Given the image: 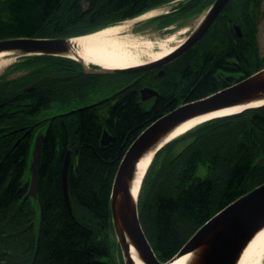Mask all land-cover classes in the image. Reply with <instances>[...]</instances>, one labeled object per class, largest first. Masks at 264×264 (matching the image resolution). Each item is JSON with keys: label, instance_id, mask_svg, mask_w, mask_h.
<instances>
[{"label": "trees", "instance_id": "16d2710c", "mask_svg": "<svg viewBox=\"0 0 264 264\" xmlns=\"http://www.w3.org/2000/svg\"><path fill=\"white\" fill-rule=\"evenodd\" d=\"M173 1L0 0V40L85 34ZM210 2L178 0L170 12L144 23L162 28ZM263 6L262 0L230 4L227 14L242 20L244 37L230 34V40H216L209 36L202 43L196 52V78L185 80L191 83V97L200 99L219 90L213 70L225 66L228 58L236 60L233 67L244 72L242 77L264 67V51L256 34ZM19 58L15 70L23 67L27 72L15 78L0 77V264H115L117 241L112 240L109 206L113 179L140 131L168 111L166 100L159 98L144 107L132 91H124L112 106L100 99L69 111L71 98L89 97L86 90L95 76L84 73L81 64L68 57ZM29 83L33 87L23 90ZM54 103L62 105V111L44 116ZM103 128L113 137L106 146L100 145ZM38 132L44 137L35 227L34 203L23 197ZM184 140L183 148L173 153ZM68 149L72 213L65 205L61 184ZM262 183L264 105L205 121L165 144L148 166L138 195L139 220L158 259H171L210 217Z\"/></svg>", "mask_w": 264, "mask_h": 264}, {"label": "water", "instance_id": "95a60500", "mask_svg": "<svg viewBox=\"0 0 264 264\" xmlns=\"http://www.w3.org/2000/svg\"><path fill=\"white\" fill-rule=\"evenodd\" d=\"M228 1L214 0L199 25L186 39L177 44L167 54L131 67L106 68L94 63H86L80 57L76 44L72 41L80 35L57 38L17 37L1 39L0 53L16 57L29 55L68 57L78 61L82 66L83 72L87 74L145 70L168 62L190 48L210 27ZM140 16L131 19L138 20ZM125 21L127 20L120 21L117 24ZM235 29L236 35H239L240 30L237 25ZM149 93H152L150 95L153 96L158 94L153 89L143 88L140 93L141 99L149 98ZM262 105H264V67L208 96L181 104L159 115L140 131L119 162L113 179L109 201L113 231L124 264H136L135 257L144 264H172V262L183 256H187L184 264H238L248 244L264 228V183L244 193L220 209L203 223L168 261L158 259L146 238L138 216V194L142 179L155 153L165 144L205 121L237 114L248 108ZM232 107L239 109L225 115L210 117L196 123L182 133L172 135L179 126L191 119ZM43 137V132L36 133L34 137L28 163V189L23 197V200L31 198L35 209L36 205L38 206L37 186ZM112 138L106 129L103 128L100 145H108ZM150 154L149 164L141 175L137 192L134 195L133 188L139 176L138 162ZM70 159L71 150L68 149L62 164L61 184L65 205L68 211L72 213L67 187ZM262 161V158L259 159L260 163Z\"/></svg>", "mask_w": 264, "mask_h": 264}, {"label": "flooded vegetation", "instance_id": "af4514ba", "mask_svg": "<svg viewBox=\"0 0 264 264\" xmlns=\"http://www.w3.org/2000/svg\"><path fill=\"white\" fill-rule=\"evenodd\" d=\"M213 1L214 0H211V2L208 3V5L202 10L194 12L190 16H183L179 18L180 20L178 19L177 21H175V23H181L185 18L191 19L203 14L198 24L196 25L197 27ZM235 2L236 0H229L228 2H226L227 4L223 8V10L218 13V16L214 19L210 27L205 31L201 38L178 57L170 61L165 62L159 66H154L152 68L140 71L91 74L94 75L95 78L94 82L91 85V88H89V91L86 90V93H88L89 97L84 98L85 100H82L81 98H71L69 100V103L72 104L70 105L72 108H68L67 110L72 111L85 106V104L96 102L100 99H106L108 101V104L112 106L118 102V95L120 93H123L124 91H132L134 96L138 98V101L143 106L144 104L152 106L159 98H164L166 100L165 106H168V111L181 104L197 100L196 97H191L189 95V91L191 90V83H185V80H195L196 78V52L201 47L202 43L206 39H208L209 36L216 37V40L217 38L220 40H224V37L230 40V34L234 35L236 39H242L244 37L245 28L242 24V20L238 17L236 18L227 14L228 7L232 3L235 4ZM172 9L173 7L170 10L166 11V13L170 12ZM223 23L224 25H222ZM171 24L172 23H170V25ZM236 25L240 30L239 35H236ZM168 26L169 24L161 29H168L170 27ZM189 35H187L184 39H186ZM225 62V66H218L217 68L214 67L213 70V74L216 75L217 79L220 81V88H218L219 90L245 77H242V75H244L243 71L239 70V68L233 67V63L236 64V60L228 58ZM26 72L27 70H23L20 74L22 75ZM179 84V90H176L175 86H178ZM33 85L34 83L24 85L23 90L27 91L31 89ZM27 87L29 88L26 89ZM143 88L153 89L158 94L156 96H153L150 95L152 93H149L150 97L142 100L140 93ZM97 96H99V98H95Z\"/></svg>", "mask_w": 264, "mask_h": 264}, {"label": "bare ground", "instance_id": "6f19581e", "mask_svg": "<svg viewBox=\"0 0 264 264\" xmlns=\"http://www.w3.org/2000/svg\"><path fill=\"white\" fill-rule=\"evenodd\" d=\"M156 9L142 14L139 18L155 13ZM126 22V21H125ZM115 24L104 27L92 33L82 34L75 37L72 41L76 44V48L80 57L86 63H94L106 68H124L139 65L145 61L156 59L171 51L181 40L174 42L175 35L169 34L159 39H143L141 41H130L125 37L119 36V31L125 28L126 23ZM5 53H0V65L6 64ZM237 107L221 109L219 111L209 113L194 119H191L179 126L172 135L182 133L196 123L215 117L217 115H225L238 110ZM151 154L143 157L138 162L139 176L136 179L133 193L137 192L140 178L144 170L149 164ZM139 195V194H138ZM211 218V217H210ZM264 256V228L255 235L244 250L238 264H264L262 262ZM187 256H183L172 264H184ZM136 264H144L140 259L135 257Z\"/></svg>", "mask_w": 264, "mask_h": 264}, {"label": "rangeland", "instance_id": "374dc122", "mask_svg": "<svg viewBox=\"0 0 264 264\" xmlns=\"http://www.w3.org/2000/svg\"><path fill=\"white\" fill-rule=\"evenodd\" d=\"M177 1L178 0H175V1L170 2L168 4H164L162 6H159V7L155 8L156 9L155 13L150 14V15L145 16V17H142V18H139L138 20H132V19L127 20L125 22L126 23L125 25H127V26L125 28H123L121 31H119L118 35L121 37H125L130 41H133V40L141 41V40L146 39V38L154 40V39L164 38L165 36H167L169 34H174L175 38H174L173 43H176L179 40L182 41L196 27V25L198 24V22L201 19L203 14L199 15L198 17H193L191 19L188 18L189 20L187 18H185L181 23L172 22L171 25L169 24L170 27L168 26L169 27L168 29H161V28H158L155 26L153 27L152 26L153 24L148 26V24L143 23L145 20L149 19L150 17H153L155 15H159L161 13H165L166 11L170 10L172 7L175 6ZM262 2L264 4V0H262ZM263 11H264V6H263ZM256 34H257V38H258L259 49L261 52H263L264 51V17L259 22L258 33H256ZM4 58H6L7 61L8 60H10V61L6 64L3 63L0 65V77L1 76H8V78H15L17 76H20L21 75L20 73L23 71V69H22L23 67H20L19 70H17V69L15 70V68H14V65L17 64V62L19 61L20 58L14 56V55H10V56L8 55ZM95 98H99V96H97ZM63 107L68 108V106H63ZM144 107H149V105L144 104ZM60 108H62V105L54 103L49 110L44 112V116H50L54 113L62 111ZM186 142H187L186 140L179 142L173 148V153H177L178 151H180L183 148V146L186 144ZM38 218H39L38 217V206L36 205V216H35V220H34L35 221V227H37ZM113 239H115V241H116V238L114 235H112V240ZM113 257H114L115 264H124L121 252H120L119 247L116 244V242L114 243V247H113ZM262 262L264 263V258H263Z\"/></svg>", "mask_w": 264, "mask_h": 264}]
</instances>
